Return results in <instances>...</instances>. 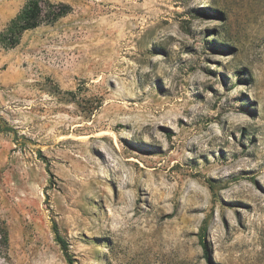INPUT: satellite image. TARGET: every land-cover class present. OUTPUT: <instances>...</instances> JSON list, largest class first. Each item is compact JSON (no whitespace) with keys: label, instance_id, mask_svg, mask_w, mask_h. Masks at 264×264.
<instances>
[{"label":"rangeland","instance_id":"obj_1","mask_svg":"<svg viewBox=\"0 0 264 264\" xmlns=\"http://www.w3.org/2000/svg\"><path fill=\"white\" fill-rule=\"evenodd\" d=\"M49 1L17 38L0 0V264H68L53 222L72 264H264V0Z\"/></svg>","mask_w":264,"mask_h":264},{"label":"trees","instance_id":"obj_2","mask_svg":"<svg viewBox=\"0 0 264 264\" xmlns=\"http://www.w3.org/2000/svg\"><path fill=\"white\" fill-rule=\"evenodd\" d=\"M69 11L70 7L65 4H56L49 0H27L23 8L11 20L8 30L12 33L13 37L18 38L24 30L36 27L43 22L45 13H47L48 21L52 22L67 14ZM17 38L13 41L16 42ZM14 139L18 142L17 136H15ZM48 171L52 176L53 174L50 172L49 168ZM53 230L55 239L60 244L68 264H72L73 258L68 253L67 242L60 235L56 222H53Z\"/></svg>","mask_w":264,"mask_h":264}]
</instances>
